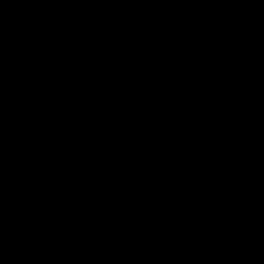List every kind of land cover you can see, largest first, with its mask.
<instances>
[{
	"label": "trees",
	"instance_id": "1",
	"mask_svg": "<svg viewBox=\"0 0 264 264\" xmlns=\"http://www.w3.org/2000/svg\"><path fill=\"white\" fill-rule=\"evenodd\" d=\"M243 1L137 0L168 20L186 5L203 7L224 29L230 16L246 18ZM263 1L245 0V12ZM8 2L10 25L0 27V208L49 203L65 189L72 198L49 220L84 238L96 264H264V69H252L240 86L225 80L219 111L176 121L160 156L132 183L112 169L102 173L105 134L69 108L73 68L48 80L37 52L18 40L66 50L61 28L33 24L24 0ZM74 36L93 63L104 62L84 19ZM130 103L136 116L141 104ZM87 169L93 176L82 178ZM14 223L31 252L30 226Z\"/></svg>",
	"mask_w": 264,
	"mask_h": 264
},
{
	"label": "rangeland",
	"instance_id": "2",
	"mask_svg": "<svg viewBox=\"0 0 264 264\" xmlns=\"http://www.w3.org/2000/svg\"><path fill=\"white\" fill-rule=\"evenodd\" d=\"M24 2L32 23L58 25L67 46L65 50L45 40H18L37 52L48 80L65 65L73 68L69 108L105 134L102 173L112 169L132 183L160 156L176 121L219 111L225 80L240 86L252 69H264V1L254 3L248 14L244 0L239 11L248 17L232 23L230 16L226 29L212 23L203 7L189 10L186 5L175 20H168L158 8L137 0ZM10 14L8 0H0V27L10 25ZM80 18L91 26L105 51L102 64L93 63L86 42L74 36ZM132 99L141 104L136 116ZM87 170L82 178L93 176V170ZM64 190L49 203L15 209L9 202L11 212L0 208V264H96L84 238L49 220L50 210L72 198ZM16 220L32 230L31 252L25 250Z\"/></svg>",
	"mask_w": 264,
	"mask_h": 264
}]
</instances>
